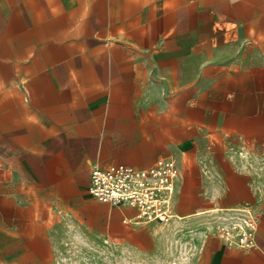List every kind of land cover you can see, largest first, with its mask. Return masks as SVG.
<instances>
[{"label":"crops","instance_id":"1","mask_svg":"<svg viewBox=\"0 0 264 264\" xmlns=\"http://www.w3.org/2000/svg\"><path fill=\"white\" fill-rule=\"evenodd\" d=\"M161 158L169 223L88 192ZM171 260L264 264V0H0V264Z\"/></svg>","mask_w":264,"mask_h":264},{"label":"built area","instance_id":"2","mask_svg":"<svg viewBox=\"0 0 264 264\" xmlns=\"http://www.w3.org/2000/svg\"><path fill=\"white\" fill-rule=\"evenodd\" d=\"M179 175L177 164L161 158L145 169L114 165L107 169L94 168L91 173L89 194L101 203L115 207L127 206L137 212L141 222L169 223L174 219L171 201L175 181ZM241 216L228 226L219 228L222 242L230 249L251 250L256 247L259 227L258 216L250 209L239 210ZM222 216L226 210H218ZM162 264H187L171 260Z\"/></svg>","mask_w":264,"mask_h":264}]
</instances>
